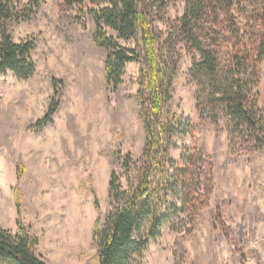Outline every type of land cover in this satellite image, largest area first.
Wrapping results in <instances>:
<instances>
[{"label":"rangeland","instance_id":"obj_1","mask_svg":"<svg viewBox=\"0 0 264 264\" xmlns=\"http://www.w3.org/2000/svg\"><path fill=\"white\" fill-rule=\"evenodd\" d=\"M167 3L162 14L154 6L151 18L161 56L180 54L173 106L193 126L175 138L172 158L182 166L186 146L204 153L212 164L213 189L198 219L178 222L181 229L165 225L139 264H264V151L232 150L227 120L201 119L198 85L189 75L192 56L178 28L185 2ZM92 7L97 5L88 1L66 6L42 0L36 17L11 28L17 42L37 37L36 71L27 79L0 73V225L16 229L13 188L19 187L22 219L40 238L37 253L48 264H97L93 230L110 209L111 173L121 172L115 152L121 148L138 158L146 144L136 97L143 60L127 63L118 87L107 84L105 52L91 38ZM238 21L244 27L247 19L239 14ZM118 41L136 47L133 39ZM257 74L254 93L264 113V57ZM54 78L66 84L59 86L60 107L50 125L31 128L50 107Z\"/></svg>","mask_w":264,"mask_h":264},{"label":"trees","instance_id":"obj_2","mask_svg":"<svg viewBox=\"0 0 264 264\" xmlns=\"http://www.w3.org/2000/svg\"><path fill=\"white\" fill-rule=\"evenodd\" d=\"M62 1L66 6L85 1L97 5L88 9L96 25L91 38L105 52L107 84L118 87L127 63L143 60L136 97L146 144L138 158L131 151L116 150L121 172L111 173L110 209L103 220L98 218L93 230L97 264H139L149 244L161 237L165 225L181 229L178 222L198 219L213 189L212 164L204 153L186 146L181 155L182 166L172 158L171 151L177 147L175 138L187 136L193 126L173 106L180 54L176 58L161 56L160 39L151 18L154 6L162 14L168 3L167 0ZM184 2L185 11L178 28L192 56L189 75L198 85L196 105L201 119L224 117L232 150L264 151V113L254 93L258 67L264 57V0ZM41 7L42 0L27 3L0 0V73L11 71L27 79L36 71L33 52L37 37L17 42L11 28L36 17ZM239 14L247 19L244 27L238 21ZM107 28L115 31L117 37L110 35ZM117 38L133 39L136 47H125ZM53 86L48 111L31 128L42 129L53 122L61 103L59 86L66 84L54 78ZM22 170L23 166L17 167L19 178ZM13 189L17 196L16 229L0 225V264H48L37 253L40 238L22 219L23 193L19 187ZM95 203L98 205L97 198Z\"/></svg>","mask_w":264,"mask_h":264}]
</instances>
